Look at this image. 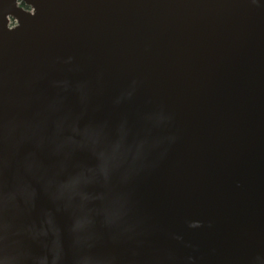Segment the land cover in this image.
Segmentation results:
<instances>
[{
  "label": "water",
  "instance_id": "obj_1",
  "mask_svg": "<svg viewBox=\"0 0 264 264\" xmlns=\"http://www.w3.org/2000/svg\"><path fill=\"white\" fill-rule=\"evenodd\" d=\"M0 264H264V0H0Z\"/></svg>",
  "mask_w": 264,
  "mask_h": 264
}]
</instances>
